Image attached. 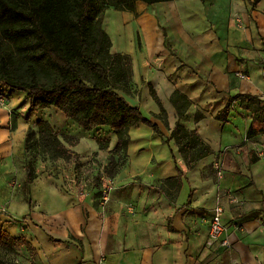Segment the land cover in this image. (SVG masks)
Here are the masks:
<instances>
[{"label": "crops", "instance_id": "obj_1", "mask_svg": "<svg viewBox=\"0 0 264 264\" xmlns=\"http://www.w3.org/2000/svg\"><path fill=\"white\" fill-rule=\"evenodd\" d=\"M103 16L112 50L132 58L137 96L127 100L165 136L144 123L131 128L127 161L106 201L82 193L77 162L82 173L106 172L118 143L109 126L70 146L78 159L37 164L26 193L21 112L64 134L73 120L54 106L31 111L28 92H13L0 105V234L26 236L37 264H264V132L248 135L252 114L240 100L228 122L216 118L231 95L264 99V0H138L134 11L109 7ZM176 92L191 101L182 122L212 150L194 166L174 139L164 141L179 120ZM197 113L204 117L197 121ZM177 176L181 186L166 181ZM218 206L228 245L208 243Z\"/></svg>", "mask_w": 264, "mask_h": 264}, {"label": "trees", "instance_id": "obj_2", "mask_svg": "<svg viewBox=\"0 0 264 264\" xmlns=\"http://www.w3.org/2000/svg\"><path fill=\"white\" fill-rule=\"evenodd\" d=\"M137 1L0 0V84L10 88L11 94L17 90L27 91L31 111L54 106L85 131L111 127L117 134L118 143L110 151L105 170L109 177H114L124 164L121 160L127 157L133 126L144 123L165 136L157 123L119 92L130 91L132 58L112 50L111 37L103 27V13L107 8L134 11ZM141 1L154 4L169 0ZM151 93L166 114L154 88ZM0 96L7 100L3 94ZM238 100L241 108L252 114L248 135L264 132V99L256 95H231L216 118L228 122L232 106ZM171 101L177 108L179 120L171 136L164 141L169 144V140L174 139L187 163L194 166L212 150L196 129L188 128L182 122L191 101L178 92L172 95ZM203 117L202 113H197L196 120ZM36 126L37 131L33 127L27 131V151L38 141L51 159L79 158V153L69 146L76 145L77 138L65 137L69 145L66 144L46 119L38 120ZM100 142L102 148L108 147L107 143ZM26 167V185L29 188L36 175L28 159ZM166 181H176L178 186L182 184L178 176ZM19 247L37 253L26 236H14L3 230L0 234V264H13L9 262L8 255L17 252Z\"/></svg>", "mask_w": 264, "mask_h": 264}, {"label": "rangeland", "instance_id": "obj_3", "mask_svg": "<svg viewBox=\"0 0 264 264\" xmlns=\"http://www.w3.org/2000/svg\"><path fill=\"white\" fill-rule=\"evenodd\" d=\"M241 75L245 76L244 73H241ZM119 92L122 95H124L126 98L130 99V100H131L132 97L137 96V95H134L133 93H131V91L125 92V91L119 90ZM0 94H3L4 96H6V98H7L6 104H7L8 103V99L11 97L10 88H8L6 85L1 83L0 84ZM165 112H166V110H165ZM21 113H22L21 115L23 117H25V119L27 121V125H26L27 130H29V128L33 127L37 131L38 128L36 126V123L34 122L35 119H33L32 116H29L26 111L25 112H21ZM13 114H15V113L13 112ZM160 115L163 118L166 115V114H163L162 109H161V114ZM31 121H33V123H31ZM33 125H35V126H33ZM55 128H56V131H57L58 135L67 144H68V142L66 141L65 137L67 138L68 136L69 137L73 136V137L77 138L78 141H79V139H81V138L85 139L88 135H90V138H92L91 137L92 135H94V137L97 138L98 133H101L100 130H98V132H97V128L92 130V131H85L83 129H80L78 127V124L73 122V121H70V124L68 126H66V128H64L65 131L67 132L66 134H64V132H60L62 127L60 128V130L57 129V127H55ZM69 146H71V145H69ZM27 154H28L27 155V159L33 165L35 171L37 169V164L38 165L39 164L43 165L45 160H48V158H49L48 154L44 152V149L41 146V143H39L38 141L34 143L33 147L29 151H27ZM57 159L58 158L53 159V161H55ZM123 161H124V164H125V162L127 161V157L124 160H121L122 163H123ZM77 163H78L77 164V181H78V183H81L80 181H84L85 189L82 190V193L90 195L93 198H99L102 201H106L107 199H109L110 198V193H109L108 198H106V199L103 198V194H102V189L104 187H106V185L108 183V178L107 177H109V176L107 175V173L106 172L105 173H103V172L82 173L81 169H80V166H81L82 163L81 164H79V162H77ZM112 179H113V177H112ZM111 187H112L111 188L112 189L111 192L112 191L114 192L115 187H116L115 186V180L112 181ZM24 190H25L26 193H28V187L26 185V182L24 184ZM8 260H9L10 263H13V264H25L26 262H27V264H32L33 262L37 263L38 254L37 253H33L31 251H28L26 249V247H19L17 249V252L8 255Z\"/></svg>", "mask_w": 264, "mask_h": 264}, {"label": "built area", "instance_id": "obj_4", "mask_svg": "<svg viewBox=\"0 0 264 264\" xmlns=\"http://www.w3.org/2000/svg\"><path fill=\"white\" fill-rule=\"evenodd\" d=\"M246 76V75H245ZM6 104V99L3 96H0V105ZM108 183L106 187L102 189L103 198H108L109 193L111 192V183L114 180L112 177H107ZM223 208L218 206L215 208L214 215L210 222L208 243L214 245L216 243H221L222 245H228L229 240L224 237V234L227 230V226L223 222Z\"/></svg>", "mask_w": 264, "mask_h": 264}]
</instances>
